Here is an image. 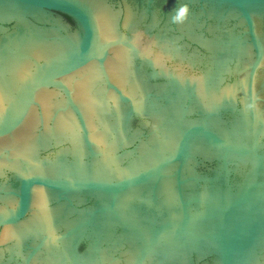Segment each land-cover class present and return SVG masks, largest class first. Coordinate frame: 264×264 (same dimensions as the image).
Returning <instances> with one entry per match:
<instances>
[{
	"label": "water",
	"instance_id": "1",
	"mask_svg": "<svg viewBox=\"0 0 264 264\" xmlns=\"http://www.w3.org/2000/svg\"><path fill=\"white\" fill-rule=\"evenodd\" d=\"M94 0L130 153L172 264H264V0Z\"/></svg>",
	"mask_w": 264,
	"mask_h": 264
},
{
	"label": "clouds",
	"instance_id": "2",
	"mask_svg": "<svg viewBox=\"0 0 264 264\" xmlns=\"http://www.w3.org/2000/svg\"><path fill=\"white\" fill-rule=\"evenodd\" d=\"M179 2V7L174 8L172 12L170 13V20L174 24H181L183 23L189 14V7L187 2L185 0H178Z\"/></svg>",
	"mask_w": 264,
	"mask_h": 264
}]
</instances>
